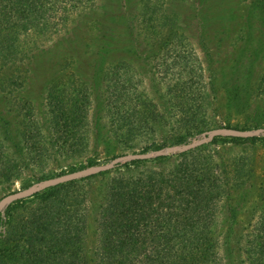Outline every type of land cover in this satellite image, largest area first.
<instances>
[{"label": "trees", "instance_id": "obj_1", "mask_svg": "<svg viewBox=\"0 0 264 264\" xmlns=\"http://www.w3.org/2000/svg\"><path fill=\"white\" fill-rule=\"evenodd\" d=\"M90 10L92 15L98 10L96 0H0V95L8 92L11 96L30 81L33 61L44 59L45 55L37 47L39 40L65 32L74 17ZM107 14L104 19L114 23L112 13L101 15ZM167 43L164 40L162 45ZM110 50V45H105L99 53V62L104 66L98 79L103 89L101 97L94 88L89 93L83 87L85 81L68 83L58 76L49 79L46 91V125L37 123L28 111L24 115L18 111L14 117L19 120L18 125L2 118L7 127L5 137L0 139V184L17 179L22 166L47 167L54 154L60 159L82 155L89 151L92 142L98 150V144L106 137L107 141L113 139L117 145L131 147L138 138L157 135L174 115L179 116L178 127L157 149L187 143V136H192L196 129L197 133L204 132L198 120L200 109L198 114L192 110L197 107L190 95L192 81H183L182 75L170 81L161 78L160 83L166 84V95L161 100L164 110L160 111L156 101L140 93L130 78L121 77V71H129L125 63L106 71ZM173 58L176 59L172 65L166 59L156 68L170 71L181 57ZM181 62L180 69L185 70L187 65ZM5 86L11 89L3 92ZM91 96L95 104L99 98L102 101L101 105L98 101L92 120ZM16 98L23 103L29 97H8L5 104H13ZM220 138L215 137L214 142ZM230 139L255 142L258 137ZM205 148L179 152L180 160L172 168H153L133 177L110 179L95 213L93 250L88 246L93 205L88 194L76 197L69 190L76 181L37 193L34 196H43L42 202L54 194L56 201L20 218L17 214L10 216L7 222L0 217V226H6L0 235V264H229L222 260L221 250L229 249L232 241L227 237L220 239L219 233L228 229V233L234 234L236 226L218 225L220 204L235 209L230 200L234 196L239 200L243 193L245 197L252 191L256 193L253 204L258 206L260 215L254 225H248L252 230H248L246 239L243 237L245 246L240 250L244 263L264 264V176L257 177L251 164L244 160L233 161L229 174L228 166L216 161L208 150L202 151ZM169 159L162 156L157 160ZM143 162L131 161L133 165ZM240 240L236 241L237 247Z\"/></svg>", "mask_w": 264, "mask_h": 264}, {"label": "rangeland", "instance_id": "obj_2", "mask_svg": "<svg viewBox=\"0 0 264 264\" xmlns=\"http://www.w3.org/2000/svg\"><path fill=\"white\" fill-rule=\"evenodd\" d=\"M96 6L98 10L94 15L90 10L74 17L65 32L51 39L40 38L42 40H39L37 47L45 55L44 59L37 58L33 61L30 81L22 84L23 88L11 96L8 92L0 95V139L5 137L7 127L2 118L18 125L19 120L14 118L18 111L23 115L28 111L37 123L46 125L45 98L51 78L60 76L62 81L68 83L72 80L79 83L85 81L83 87L89 93H93L94 88L100 93L98 97H101L103 89L98 79L104 66L99 62V53L105 45H110L111 48L106 57V71L125 63L129 71H121V77L130 78L140 93H146L156 101L160 111L164 110L165 105L161 100H165L166 95V84L160 83L161 78L167 77L170 81L182 75L183 81H192L190 95H193L197 103L196 109L192 110L197 112L200 109V113L197 112L198 120L204 132L197 133L196 129L192 136H187V143L157 149L172 133L171 130L178 127L179 116L174 115L169 117L168 126L159 128L157 135L148 139H136L132 148H126L124 143L117 145L113 139L107 141L106 137L98 144V150L92 147V142L89 151L82 155L60 159L54 154L52 163L47 167H20L17 179L0 184V199L47 179L92 166L106 165L119 155L156 153L199 142L208 138V135L204 138L205 132L214 129L228 128L226 126L230 127L228 129L249 132L264 129V0H96ZM106 12L114 15V23L104 19L108 14L101 15ZM164 40L169 45H162ZM175 56L181 58L170 71L164 67L156 68V64L166 59L172 65ZM181 61L187 65L185 70L180 69L183 64ZM17 86L21 87V84ZM5 87L3 92L11 89V86ZM15 95L29 98L23 103L16 98L13 104L6 105L8 97L10 99ZM200 97L203 98L202 101ZM100 99L98 101L101 105ZM90 100L92 120L94 110H98V101L95 104L93 96ZM23 127L21 124L20 131ZM11 129L16 131L15 127ZM218 137L221 138L215 142L214 139L206 140L197 148L205 146L202 151L213 153L216 161L223 162L224 167L228 166L229 174L233 161L244 160L251 164L257 177L264 176V133L255 136L258 137L255 142H235L228 136ZM7 144L10 145V142ZM178 153L163 155L170 157L164 162L157 160L162 156L141 160L144 162L139 165H133L131 161L123 162L104 175H100L103 173L101 172L80 178L75 180L73 187L69 186L76 197H83L86 193L92 202L88 243L90 249L93 250L96 244L95 213L110 179L133 177L140 171L153 168H172L180 160ZM89 161L93 164H89ZM255 194L252 191L244 197L243 193L239 200L234 196L230 202L231 205H236L235 209L224 206V203L220 204L218 225H222V228L236 226L235 229L232 227L234 234L231 231L228 233V229L219 233L220 239L227 237L232 241L229 249L223 247L221 250V258L226 263L246 264L240 249L245 246L243 237L246 239L248 230H252L248 225H254L260 215L258 206L253 204ZM42 197L32 196L20 199L24 200L22 203L17 200L7 205L0 211L1 220L7 222L8 217L16 214L20 218L30 210L40 207L39 210L45 209L46 203L50 207L56 201L55 194L50 199L47 197L45 202L40 201ZM5 229V225L0 226V235ZM239 239L237 247L236 241Z\"/></svg>", "mask_w": 264, "mask_h": 264}, {"label": "water", "instance_id": "obj_3", "mask_svg": "<svg viewBox=\"0 0 264 264\" xmlns=\"http://www.w3.org/2000/svg\"><path fill=\"white\" fill-rule=\"evenodd\" d=\"M260 133H264V129L257 130L256 132H249V131H240V130H233V129H228V128H219V129H214L208 132H205L203 134L204 138H206V135H208L207 139H203L199 142H194L190 143L187 145H184L183 147H172L167 149V151L160 150L156 153H136V154H124V155H119L115 157L110 163L106 165H100V166H92L86 169H82L79 171H75L72 173H68L56 178L52 179H47L44 181H41L39 183H36L32 185L31 187L24 189V190H19L13 193H10L3 198L0 199V211L5 208L7 205L28 197H32L36 195L37 193L46 190L50 187L58 186L61 184L69 183L71 181L78 180L80 178H84L87 176H91L97 173L101 172H106L109 170L114 169L117 165L123 162H128V161H134V160H146L150 159L153 156H163L167 155L172 152H186L188 150L194 149L198 147L199 145H202L203 143L206 142V140H212L215 137L218 136H228V137H236V138H250V137H255L259 135Z\"/></svg>", "mask_w": 264, "mask_h": 264}]
</instances>
